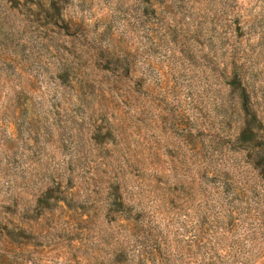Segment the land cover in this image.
<instances>
[{
	"label": "rangeland",
	"instance_id": "1",
	"mask_svg": "<svg viewBox=\"0 0 264 264\" xmlns=\"http://www.w3.org/2000/svg\"><path fill=\"white\" fill-rule=\"evenodd\" d=\"M0 264H264V0H0Z\"/></svg>",
	"mask_w": 264,
	"mask_h": 264
}]
</instances>
